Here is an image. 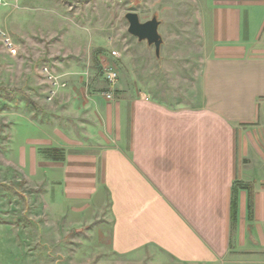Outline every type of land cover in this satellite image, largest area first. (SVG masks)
Returning a JSON list of instances; mask_svg holds the SVG:
<instances>
[{
	"label": "crops",
	"instance_id": "1",
	"mask_svg": "<svg viewBox=\"0 0 264 264\" xmlns=\"http://www.w3.org/2000/svg\"><path fill=\"white\" fill-rule=\"evenodd\" d=\"M186 1L202 8L192 79L178 80L175 52L165 58L158 19L159 57L145 48L135 72L125 55L113 100L83 67L53 68L66 82L45 102L54 123L29 142L63 149L41 162L77 211L108 197V247L128 262L264 264V0ZM235 182L247 187L231 218Z\"/></svg>",
	"mask_w": 264,
	"mask_h": 264
},
{
	"label": "rangeland",
	"instance_id": "2",
	"mask_svg": "<svg viewBox=\"0 0 264 264\" xmlns=\"http://www.w3.org/2000/svg\"><path fill=\"white\" fill-rule=\"evenodd\" d=\"M173 1L8 0L0 7V28L19 48L11 54L0 37V264H149V258L128 262L131 256L110 251L108 197L77 211L79 206L64 201L56 184L48 185L49 170L41 159H52L49 148L38 145L34 152L29 141L41 136L31 128L40 132L45 121L54 123L45 102L66 82L53 68L83 67L84 74L100 81L95 90L102 96L109 90L103 82L104 58L102 63L108 61L119 73L113 89L118 96L125 79L123 57L132 59L136 72L145 48L153 49L127 32L129 11L140 21L153 16L161 21L165 58L173 61L175 52L178 80L192 79L204 42L202 8ZM111 49L120 57L112 58ZM150 57L152 67L157 60L153 53Z\"/></svg>",
	"mask_w": 264,
	"mask_h": 264
},
{
	"label": "water",
	"instance_id": "3",
	"mask_svg": "<svg viewBox=\"0 0 264 264\" xmlns=\"http://www.w3.org/2000/svg\"><path fill=\"white\" fill-rule=\"evenodd\" d=\"M128 22L127 32L136 37L139 41H145L149 46H153L155 54L159 57V50L162 43L161 35L158 32L160 21L156 16L141 22L136 12L129 11L125 14Z\"/></svg>",
	"mask_w": 264,
	"mask_h": 264
},
{
	"label": "built area",
	"instance_id": "4",
	"mask_svg": "<svg viewBox=\"0 0 264 264\" xmlns=\"http://www.w3.org/2000/svg\"><path fill=\"white\" fill-rule=\"evenodd\" d=\"M13 1L17 2L18 0H13ZM7 4H8V0H0V7ZM0 37H1V42L5 46L6 50H8L11 54L16 55L19 51V48L14 43L11 35L4 28H0ZM110 54L114 58L119 57V53L114 49L110 50ZM104 78L108 84L109 90L104 91L102 95L107 99L113 100L114 99L113 89L117 82L118 74L115 67L112 64H107L104 66Z\"/></svg>",
	"mask_w": 264,
	"mask_h": 264
},
{
	"label": "trees",
	"instance_id": "5",
	"mask_svg": "<svg viewBox=\"0 0 264 264\" xmlns=\"http://www.w3.org/2000/svg\"><path fill=\"white\" fill-rule=\"evenodd\" d=\"M50 152L53 154L51 156L52 159L54 160H61L63 158V155H61V150L58 148H49ZM247 186L245 184H242L240 182H235V186L233 187V194H232V199H231V218H234L235 212H236V190L240 188H246ZM249 208V213L250 215V205H248Z\"/></svg>",
	"mask_w": 264,
	"mask_h": 264
}]
</instances>
